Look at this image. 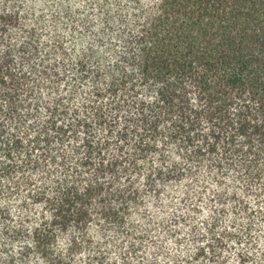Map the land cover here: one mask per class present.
I'll list each match as a JSON object with an SVG mask.
<instances>
[{"label": "trees", "instance_id": "16d2710c", "mask_svg": "<svg viewBox=\"0 0 264 264\" xmlns=\"http://www.w3.org/2000/svg\"><path fill=\"white\" fill-rule=\"evenodd\" d=\"M0 264H264V0H0Z\"/></svg>", "mask_w": 264, "mask_h": 264}]
</instances>
